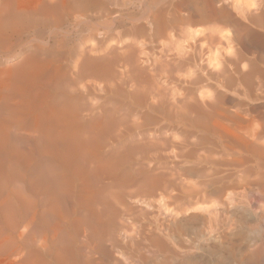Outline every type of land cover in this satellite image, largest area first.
<instances>
[{"label":"bare ground","instance_id":"1","mask_svg":"<svg viewBox=\"0 0 264 264\" xmlns=\"http://www.w3.org/2000/svg\"><path fill=\"white\" fill-rule=\"evenodd\" d=\"M102 1H104V0H102ZM211 1L213 2L214 0H210V3H211ZM237 1L238 0H234L233 2L228 3L231 5V7H232L231 9L233 10L234 13H232L230 11H226L223 13L221 12L222 13L221 14L220 13L221 10H220L218 12L219 13V15H218L215 12L219 16V18L215 14L214 16L216 18L213 16L214 19H212V20L214 21L217 18L219 19L218 22L220 24L218 23V25H221V26L217 25L219 27V31L217 30L218 29L217 26H213L215 23L213 21H211V19H210L211 16L208 15L209 16L208 17L207 16L208 13L206 14L205 11L204 12L202 11L203 5H202V7L200 6L201 11L200 10L199 11L201 13L198 12L199 13V22L206 21L207 23L212 22L214 24L211 25L210 27L204 28L202 30H195V29H198V27H196L194 29L196 24L194 22H191V23H194L193 25H195V26L191 27L194 30H191L190 27L186 30H188L187 36H188V38H190V39H188V41L190 40L192 43L191 42L188 43L186 40V42L188 44L185 43L187 45L182 46L184 43L180 45L181 42H179V39L178 40L175 39V41L177 40L176 41L177 43L179 42L178 45H180V47H181V48L176 49L175 51L166 48L168 46L165 47V44L168 45L170 43V41H172V40H169V43L168 44L166 43L167 42V41H165V39H166L165 36L167 35L166 33L170 30L176 31L177 28L178 29L181 28L180 26H184V28L182 27L183 29H185V25H186V27H188L187 24H190L189 22H190V20H192L191 16L189 15V13H188V15L186 14V16H184L185 14L184 15H180V14L175 15L174 14V16H172L170 18H166V17H163L164 12H162L161 15H157V14H160V12H159L156 14L157 16L154 17L155 13L158 11L157 10L155 13H153L154 14L153 17L149 14L151 11L149 13L147 12L153 18L152 21L150 22V20H149L150 18L148 17V14L145 16V17H148L147 19L149 20L148 26H150V23H151V25H153L154 27L152 28L151 31H147V32L145 31L144 32L146 34L145 35L146 38L149 39L148 40L149 42H155L156 40L159 41V39L161 40V39L165 38V39H163L165 44L161 45V48H159L158 50L156 48H154L157 50L155 57H151L152 54L149 53V52H151V50L150 51L148 50V52H142V51H144L143 50L144 48L142 47L143 44L146 45V44H148V42L147 43L141 42L139 45H137V43H136V44H134L135 46H133V43L131 42L128 45H126V47H125L126 51H124V53L126 52L125 53L126 56L122 55L123 56L122 60L119 57L120 52H117L115 50L111 51L109 49L111 52V55H108V52L107 53L105 52V54H107L110 58L107 56H105L103 58L102 57L99 58V56H98V59L96 57L94 59L92 57V59H91V57L88 58L86 55V57L84 59L81 58V61L79 60L80 63L77 61L79 63V67L77 66L79 69H77V70H78L80 77L84 78L85 80H86L85 77H87V79L90 76L98 77V78L100 77V79H103L104 81L105 80L107 81V79H108L107 78L108 75L106 74L107 72L109 74V72H111L115 69L114 66L118 65L119 63H123L127 67L126 68L127 70L123 71L127 74L126 80H129L128 82L133 83V84H131L133 86L130 87V88H132L131 92L129 93V95L127 94L131 100V103L127 107V108H129L128 109V111H129L128 116L126 115L127 112L123 111L126 115L125 117L123 116L121 118H118V116H117L116 119L114 118L110 122V125L112 124L111 128L109 125V128L111 129L110 130L111 133L109 135V137L111 138L110 139L111 143L109 145L110 148L106 147L108 150L107 155H104V157H106L107 159L106 158L103 159V157H101L99 154L97 155L99 149L105 150L104 144H103L104 147H102V149L100 147L101 141H102L101 139L103 138L102 136H101L102 138L100 139L101 140L100 143H99V139H98V143L97 144L95 143V145L97 147H95L94 145H92V143H90L92 146H94V147H92L90 145L94 149L93 152H90L89 151L90 147H88V145H89L88 141H90L91 139L88 140L87 135H86L87 140L84 139L85 136H83V134L77 132L79 129L76 128L77 131H75V128L73 127L74 125L78 124L77 116L82 111H85V110H88V112L92 111L93 107L90 108L89 107L90 105L89 106L87 105L88 102H85L87 106L82 102L83 99L86 100L87 96L82 95L80 92H79L80 95L75 96L72 99H69L70 97L68 96L66 99H69L68 102H70L72 105L68 103L69 108L66 107L67 106L66 105L65 106L67 108L66 109L63 106L64 103H62L63 100L61 98H57L52 102L50 97H48V99H44V96H43L44 94L43 95L39 94V95H41V97L43 96L42 98H38L39 97L38 95L36 98L34 95L36 102L34 101V103H32L31 106H32V108H34V112L33 111L32 112L35 113V115L30 116V114L29 115L27 114V110H26V109H29V108H27V106L29 104L27 105V101H24L26 99V97L22 96L23 94L26 93L27 90H33L34 87L37 88L30 78H27V80L30 79L29 81L32 82L31 84H33L34 87H31L29 84V87H31V89H26L27 88L26 87L27 85H26L25 90L22 88L24 90L22 92H25V93H23L21 96L17 95V94H6L5 91H4V93H5L4 95H2L3 93L2 94L0 93V145H3L4 143L9 144L10 148H11V146H12V149L15 148L17 150L16 152H18L17 154L19 155V156H16L17 154L14 153L15 151L14 152L12 151L13 154L12 153H10V154H12L13 156L12 155H10V156H12V157L15 156L17 158L20 157V159L18 158L19 161H17V160L15 161L14 160L15 158H13V160L8 159V161H4L5 164L4 165L2 164V168L0 170L1 172H3V170L5 172H7L5 174V176H1V177H3V179H0V239H7V240L9 239V241H11L10 239H12V242H13V240H14L13 237L17 233V231L19 232L20 228H27L26 235H24V236L26 237V239H33L32 240L33 242L35 241V239H38V241H40L41 239H52V240L59 239V242H60L61 239L67 238L68 236L61 238L62 228L60 229V226H61V222L63 219L64 205L66 204V202H69L71 200L72 196H74V195L76 196L75 192H77L81 196L82 199H86V200H83V202H81V205L85 206L84 201H86V202H88V204L86 203L88 205V206L86 205V207L89 208V202H91V205L93 207L91 209V212L88 211L90 213H92L93 209L96 208L97 210H99V213H101V214L102 213L103 214L108 213V214H112V215L114 214L116 216L118 214L116 210H117V208H119V206H122V208H123V206H124L123 202H124L125 198L131 199L130 202L133 200V201H135V203L137 202L138 204L143 205V207L147 208V211H149L150 209L154 211V208H155V210L157 208L158 211L159 210L162 211L163 215H165L166 217L169 216V219L173 215H177V216H178V214L183 215L184 212L189 210V209H193V210L196 209L199 211L198 212L199 215L196 217L194 216V217L197 218L198 221L200 220L201 223L203 222L204 226L207 224L205 227L203 225L201 226V227H204V229H202V231H201L202 236L201 235L199 236L197 234L201 238L203 237V233H206L207 235H211L212 237L215 236V237H219V238L224 239L228 233H231L233 231V229H231V227H229V226L225 227L224 226L225 223H224V225L222 224V222H224V221L219 220V221H221V222H219L220 224L217 222L219 225L216 224L215 222H212V221H214L216 219V216H220L222 214L227 215L226 217H228V215H229V218L231 219V217H234L233 212L241 211L239 213H242V212L248 213L250 215V217L252 218V220L254 219L255 222L257 221L258 224H260L261 229H262V230H260V232H261L260 235L263 234V236H264V0H248V2H246V0L245 1L241 0L242 2L241 1L237 2ZM2 2H4V3L0 4V33H3L6 30H12V29H15V30L22 29V28L26 29V27L28 30H29L28 27L39 28V27H42L43 25H45L47 23L53 24V28H56V25L54 26V22H53L54 20L58 21V19H59L61 22L62 19H64V18L68 19L69 17L72 19L73 16L82 17L83 22L80 24H83L85 26L88 24L87 21H85V20L88 18L87 12L90 10V8L92 9L95 6L96 9H99L102 13L103 12L105 13V11H107L106 8L109 6V5L107 6V4L109 2L108 3L100 2V0H99V3H97L95 0L94 3L96 2L97 4H94V5L92 4V2H90V0H86V1H84V0H82V1L81 0H54L52 2L49 0H35L34 2H31V3H34L33 4L34 6L32 8L29 7L30 9L23 10V9H19V6H18L19 2H17V1H16L18 3V4H16L18 6V7L16 6L17 8L10 6L9 5L10 2L7 3L6 0H2ZM225 2H222L223 4H225L224 7L230 6V5H227L228 0ZM208 3H209V0H208V2H205L204 4H208ZM192 6H193L192 7L193 10H195L194 9L195 5H192ZM209 6H212V5L209 4ZM24 7H27V6H24ZM206 7H204V8L206 9ZM224 7H223V9L226 10ZM20 8H22V7H20ZM177 8H179V6ZM196 8H197V5H196ZM208 8L206 9L207 12H208ZM212 8H213V6H212ZM213 9H210L212 14L214 11ZM172 10H173V7H172ZM180 10H177V11L180 12ZM218 10H219V7H218ZM184 12H188V11H184ZM195 12H196V10H195ZM195 12H194V14H196ZM102 13H100V14H102ZM172 13H174V12L172 11ZM198 13L196 14L197 16H198ZM103 14L99 15V16H101V17L107 16V15H105L106 13L104 15ZM165 15H168V14L165 13ZM96 16L97 15H95L94 17H96ZM99 16H97V17L99 18ZM169 16H171V15H169ZM195 18L196 17H194L193 19H195ZM196 20L198 21L197 18H196ZM141 21H144V20L141 19ZM70 22H72V21H70ZM139 22H140V20H139ZM59 23L58 24L56 23L57 26H59ZM92 23H93V21H92ZM146 23H147V20H146ZM216 23H217V21H216ZM114 24H116V23H114ZM120 24L121 23H119L118 25H120ZM139 24H141V23H139ZM93 25L100 26V25H98V23L97 24L94 23ZM101 25H104L106 28L104 26H102V27H104V29H107V26L109 24L107 25L106 23H101ZM209 25H210V23H209ZM46 27H50V26L47 25ZM109 27H111V26H108V28ZM141 27H142V25H141ZM199 27H200V25H199ZM225 27L233 29L232 30L233 31L232 36H229V35H231V34H229L231 29L229 31H226L228 35L222 34V31L226 29ZM87 28H88V26H87ZM114 28H112L113 31L115 30ZM130 28L132 31L131 25H130ZM146 28H147V25H146ZM148 28H150V27H148ZM182 28H181V31H182ZM109 29H111V28H109ZM143 29H145V28H143ZM121 30H122V28H121ZM136 31H134V29H133L132 32L135 33ZM242 32L254 33L256 35V38L259 41V45H257V46L258 47L260 46V48H258V50L259 49L260 50L259 51L257 49H255V50L258 52L252 54L250 52V51H252L250 49V47L246 46L248 44L244 45V43L242 42L241 37H240V36H242V34H241ZM118 33L120 34V32H118ZM168 33H170V32H168ZM113 34H114V32H113ZM115 34H116V32H115ZM130 34H131V32H130ZM136 35H137V33H136ZM177 35H178V33H177ZM253 35H250V36H253ZM93 36H95V34ZM171 36H170V38H171ZM178 36H180V35H178ZM102 37H103V35H102ZM102 37L100 40H102ZM106 37H105V40H106ZM116 37H117V35H116ZM141 37H143V36H140V38ZM89 38H90L89 41H91L92 37H89ZM110 38H112V34H111V36L107 37V40ZM132 38H131V41L136 40L134 38H133L134 39L133 40ZM143 38H145V37H143ZM170 38H168V39H170ZM174 38L175 37H173V40H174ZM249 38H251V37H249ZM246 39H248V38H246ZM105 40H103L102 44L105 43L104 42ZM117 40L118 39H116V41ZM249 40L250 39H248L246 41H249ZM254 40H256V39H254ZM94 42L95 41H93L90 44L94 45ZM101 42L102 41H100V43ZM108 42L109 41H107L106 43H108ZM111 42L113 43V41H111ZM111 42H109L110 46H112ZM118 42H120V40ZM138 42H139V40H138ZM176 42H175V44H177ZM54 43L58 44L57 41H55V40H54ZM54 43L52 45H55ZM90 44H89V47L91 48ZM123 44H125V43H123ZM159 44H161V42ZM197 44H198V48L196 47ZM98 45H96V46H98ZM107 45H105L106 46L105 48H107ZM157 45H152V46H157ZM171 45H173V49H174V44L170 43L169 46H171ZM103 46L104 45H102V48H103ZM115 46H116V44H115ZM119 46L120 45H118V47ZM102 48H101V50H99L100 48H98V49L96 48V49H97V51L99 50L100 52H102ZM108 48H110V47H108ZM147 48L149 49V47H147ZM255 48H257V47H255ZM91 49H93V48H91ZM94 49H95V47H94ZM80 50H82V49L80 48ZM85 50H83V51L87 52V50L86 51ZM103 50H104V48H103ZM104 51H107V50H104ZM212 51L218 53L217 57L219 58V59L217 58L218 59L216 61L217 63H215L217 66L214 65L217 67V68L216 67L214 68V71H215L216 75L219 76V84H220L219 87L224 89L226 92H229V93L231 92V95H232V96L231 95L229 96L228 93L227 94L221 93L220 90H219V94H217L218 92L216 93L217 95H219V96H217V97H219V99H218L219 104H217V106H219L218 107L219 113L215 112V114L217 113L219 115V119H216V120H218V122L223 124V126H224L225 122H229V124H227V126L229 127V125H231L232 128H230V129H228L227 126L222 127L220 123H218V122L217 123H218V126H221V128H224V130L228 129L231 132V129H232V134H230V132H229V134H227L226 133V132H228L227 130L223 133V132H221L222 130H220V129H216V130L212 129L211 125H210L211 128H207L209 126H206L207 124L203 123L202 111L204 110L203 107L205 105L207 106L205 99L209 100L211 98V96L210 97H208V96L210 94H212V93H208L209 89H207V91L204 90V89H206L205 87H207V83L206 84L204 83L206 85L205 87L202 84V86L204 87L203 90L205 92L202 94L203 95L208 94L205 99H204V97H202L203 95L200 92H198V93H200V96H196L195 94H197V93L194 94V92L192 91L195 89V87H194V89H192V86H195L196 84L200 83L203 80V78H202L203 75L199 76V74H200L199 71H200V69L203 68L204 64H205L204 67H206L210 63V61H211L210 56L211 55L208 56V54H211L209 52H212ZM81 52L79 51V53H81ZM84 52L82 53V55L86 54ZM100 52H98V53H100ZM91 53H92V51H91ZM151 53H153V52H151ZM154 53H153V55H154ZM101 54H103V53H101ZM101 54H100V56H101ZM138 54H140L139 57L141 55H143V58L141 57L143 60L140 58V60H141L140 63L138 62V57H137ZM213 55H215V54H212V57H213ZM78 59H80V57ZM196 64L199 67V68L195 67V68H198L197 70H199L197 72L198 76H196L194 74V72H192L193 69H191V70L189 69L192 73H189V71L187 72V74L189 73V76L187 75L188 77L182 76L183 72L187 71L188 68H192L191 66H195ZM211 65H210V67L213 68L214 66L213 65L211 66ZM218 66H219V70H218ZM12 67L13 66H11V70H14V71H11L10 72L11 74L16 71ZM14 67L17 68L16 65H14ZM19 67H21V66H19ZM19 67L17 69H19ZM203 69L205 70V68H203ZM208 69L210 70V68H208ZM114 72H116V69ZM203 72H202V74H204ZM112 73H111V75H114L116 73L118 74V72L113 73V74ZM210 73H211V71H210ZM212 73H213V70H212ZM119 74H121V73H119ZM79 75L77 74L78 77H79ZM207 75H208V73H207ZM213 75L214 74H212V75L209 74L208 76L211 77ZM110 76H109V79H110ZM120 76H119V78H121ZM103 77L107 78V79H104ZM115 77H116V75H115ZM115 77H113V80ZM117 77H118V75H117ZM214 77H216V76H214ZM90 78H92V77H90ZM22 79L25 80V78H22ZM130 79H131V81H130ZM6 80H8V78L5 79V81ZM103 80H101V81H103ZM206 80H208V78L207 79L204 78L203 81H206ZM8 81L10 83L11 79ZM29 81H27V82H29ZM110 81H111V79H110ZM209 81L211 82V79ZM17 82H19V81H17ZM25 82L26 81H24V82L22 81L21 83L25 84ZM57 82H54V83H57ZM82 82L83 81H81V83ZM119 82L121 83V81H119ZM0 83H1V81H0ZM59 83H60V87H61L62 82L60 81ZM64 83H66V82L64 81ZM78 83H79L78 81H75L74 85L77 84V86H78ZM81 83H79L80 84L79 86L82 85ZM109 83L106 85H108V87L110 88V85L112 82L110 83V85H109ZM113 83H115V82H113ZM11 84L13 85V81ZM17 85H19V84L17 83ZM84 85H86V82ZM217 85H218V83H217ZM58 86H59V84L57 85V87ZM87 86H89V84ZM121 86H122V83L119 86L116 85L115 86L116 88H114L116 90H119L118 91L119 94L121 92V88L123 87V86L122 87ZM129 86H127V87H129ZM208 86H209V84H208ZM15 87L16 86L14 84V87H12V88L15 89ZM74 87H76V86L72 87L73 90H74ZM92 87H94V85ZM127 87H125V88L127 89ZM213 87H212V89H214ZM5 88L6 87H4V90H6ZM12 88L10 89V91L14 93L15 91ZM52 88H54V86ZM86 88L88 89L89 87H86ZM207 88H209V87H207ZM54 89H56V88H54ZM64 89L65 88L63 87V91H64ZM93 89H95V87ZM215 89L217 90L218 87H215ZM215 89H214V91L213 90L212 91L215 92L216 91ZM18 90H19V88H18ZM36 90H38V89H36ZM51 90L52 89L50 88V90H48V91H51ZM58 90H59V88H58ZM81 90H82V88H81ZM102 90H104V91L106 90L105 86H104V89H102ZM203 90L201 89L200 91L203 92ZM224 90H223V92H225ZM87 91H86V93H87ZM92 92L93 91L91 89V93ZM27 93H28V91H27ZM29 93L31 94L32 91L31 92L29 91ZM83 93L85 94V92H83ZM116 93H117V91H116ZM48 95L49 94L45 95V97ZM116 95H118V94H116ZM90 96L88 98H90ZM120 96H122V94ZM214 96H215V94L213 95L212 98H215ZM28 97H30V95ZM34 97H32V98H34ZM55 97L56 96L54 95V98ZM207 97L209 99H207ZM91 98H93V97H91ZM27 99H29V98H27ZM47 100L49 102H51L48 106H46L48 104V103H46ZM95 100H96V98H95ZM107 100L109 101V99H107ZM210 101H214V100L210 99ZM246 101H248L250 103L254 102L255 104H258V105H256V107H255V105L252 106V104H251V106H250V105H247L245 103ZM92 102H94V101H92ZM207 102H209V101H207ZM105 103H107V102L104 101V104ZM119 103H118V105H119ZM213 103H216V101ZM89 104H91V102H89ZM92 104H95V103H92ZM109 104H110V102H109ZM120 104L122 105L123 103H120ZM210 105H211V103H209L208 107H211ZM122 106H124V105H122ZM110 107L112 108L113 105L111 104ZM215 107L216 106L214 105V109H215ZM200 108L202 111L199 110ZM205 108H207V107H205ZM103 109H104V107H103ZM207 109H209V110H207ZM207 109H206L207 112L205 111L206 113L203 111V113L206 115L209 114L208 111H210V108H207ZM211 109H213V106L211 107ZM107 110H105V113ZM109 110L112 114H114V112H113L114 107H113V111H111L112 109H109ZM115 110H116V108H115ZM124 110H126V109H124ZM215 110H217V109H215ZM30 111H31V108H30ZM211 111H213V110H211ZM214 111H213V116L215 115ZM92 112H94V111H92ZM118 112L119 111L117 110V113ZM123 112H122V114H123ZM98 113H99V111H98ZM102 113H104V111ZM91 114L94 115L95 113H90V115ZM210 114H212V113H210ZM98 116H99V114H98ZM109 116H108V118H109ZM208 117L210 118L212 116L208 115ZM78 118H80V117H78ZM91 118H93V117H91ZM102 118L100 117V119H102ZM110 118H111V116H110ZM213 118H215V117H213ZM93 119H91V122ZM95 119H96V116H95ZM106 119H105V121H106L105 124H107V121H108ZM220 119H221V121H219ZM211 120H213V119L211 118ZM222 120H224V123H222L223 122ZM97 121L100 122L99 118H98V120H96V122ZM204 121L206 122L207 119ZM209 121H210V119H209ZM214 122H216V121H214ZM102 124H104V123H102ZM212 124H214V123H212ZM84 125L82 126V128L88 126V125H86V126H84ZM91 125H93V124H91ZM80 126L81 125L79 123L78 128ZM89 126H90V124H89ZM96 126H98V125L96 124ZM106 127H107V125H106ZM82 128H80V129H82ZM216 128H217V126H216ZM94 129H95V127H94ZM99 129H100V131H102L101 128H99ZM83 130H84V128H83ZM217 130H219V131H217ZM91 131H89V133ZM105 131H107V130L104 129L102 133H106ZM110 131H108V132H110ZM92 132H94V131H92ZM98 133H100V132H97V134ZM86 134H88V133H86ZM90 136H91V134H90ZM92 136H96V135L94 134ZM92 136L89 138H92ZM105 136H107V135H105ZM98 138H100L99 135H98ZM105 138H106V140L105 139L104 140L106 141L105 142V145H106L107 137H105ZM95 139H97V138L92 139V140H94L93 143L95 142ZM108 141H109V139H108ZM18 145H24V146L26 145L27 147H24V148L29 149V152H28L29 154L28 153H27L28 155L24 154L23 153L24 149L20 150L18 148L19 147ZM0 147H1L0 149L2 151H4L2 146H0ZM88 148H89V150H88ZM92 148H91V151H92ZM8 149L6 148L5 150H7V152H8L9 151ZM120 151H123V152L125 151L126 153L128 151V153L130 152V154H132V155H137L136 156L137 158L134 160H131L128 158L129 160H131L133 162L130 163V165L128 164V167H126L127 169H125L126 172L124 171V173H121V174L119 173L121 176H117L116 175L117 170H115L116 169L115 167L118 165L115 164L116 166L114 167V163H115L114 160L116 159L115 161L117 162V157L119 156L118 154L120 153ZM3 153H5V156H6V151ZM0 154H1V152H0ZM14 154H16V155H14ZM3 155H2V159L4 157ZM7 155H8V153H7ZM120 156H121V154H120ZM128 156H130V155H128ZM12 157H10V159H12ZM21 157H22V159H21ZM6 158H8V157H5L4 160ZM29 158H31L32 161H28ZM123 158L125 159V157H123ZM133 158H134V156H133ZM121 159L119 158V162H122V161H120ZM168 159H172V162L168 163L167 162ZM126 160L127 159H125L124 161H126ZM26 161H28V162H26ZM102 161H106V162L103 163ZM69 162H72V164H74V162H75L76 165H74V166H78L79 168L78 167L74 168V166H72L73 168L71 167V170H70L71 172L70 171H69L70 173L67 172L69 174L68 175L67 173H65V171H68L70 169V167H69L70 165L68 166L69 168L68 167H67V169H64V168H66L65 165L67 166V164ZM127 162H125V163H127ZM148 163H149V165H150V163L152 164V168L150 167V169L159 170L158 175H156L155 172H154L155 174H153V172L148 173V172H151V170H148L149 167H148V169L146 168L148 170V172L146 170H143L145 166H143L142 164H144V165L146 164V167H147ZM22 166L24 167L25 170H27L26 173L27 172L29 173V174H27L29 177L26 178L27 185L25 184L24 186L20 187L18 185V182L20 181V179L22 177H24L23 174L22 175L20 174V171H21L20 167H22ZM24 169H22V170H24ZM180 171L181 172L184 171V173L187 172V174H190V176L192 175L193 180L191 178H190L191 180H186L184 178H180L179 177ZM146 173H148V174H146ZM140 174H142V175H140ZM181 174H183V173H181ZM0 175H3V174H0ZM186 177H187V175H186ZM86 178L87 179L90 178L88 180V181H90V187L89 186L87 187L86 183L83 184V185H86L87 188L82 185V183H84ZM88 181H85V182H88ZM105 181H107V182H105ZM22 182H23V180H22ZM89 188H90V190H88ZM76 189H77V191H76ZM83 190H85V191H83ZM82 192L85 193L86 195L85 194L82 195ZM79 199H80V197H79ZM77 200H78V198H77ZM71 203H74V202L71 201ZM132 203L134 204V202H132ZM70 204H68V205H70ZM79 204H80V202H79ZM77 206H76V208H79V206L78 207ZM116 206H117V208H116ZM73 207H74V205H73ZM70 208H72V207H70ZM70 208H69V210H70ZM127 208H128V206H127ZM96 209L94 210V212L96 211ZM138 210H141V209L139 208ZM157 210H156V212H157ZM78 211H79V209H78ZM124 211L127 212L126 210H124ZM124 211H122V212H124ZM190 211H187V212L190 213ZM129 212H130V210H129ZM141 212H142V210H141ZM187 212H186V214H187ZM153 213H154L153 215H151V213H150L151 217L154 216L155 214H157V213H155V211ZM64 214H65V212H64ZM71 214H74V213H71ZM101 214H100V216H101ZM103 214L100 217V219L104 220V223H105V219H103V217H104ZM242 214H244V213H242ZM97 215H99V214H97ZM134 215H136V214H134ZM191 215H193V214H191ZM225 215H223V217H225ZM230 215H233V216L230 217ZM81 216L82 217H80V218L82 219L83 215H81ZM93 216L95 219L96 215L93 214ZM113 216H112V218H113ZM72 217H74V216H72ZM87 217H89V216H87ZM97 217H99V216H97ZM238 217H239V219L244 218L241 216H238ZM246 217H248V216H246ZM134 218H136V217H134ZM137 218H139V217H137ZM173 218H172L173 222L171 221L172 223H174ZM181 218H184V216L183 217L181 216ZM229 218H227V219H229ZM75 219L77 220V223L79 224V222H78L79 218L76 217ZM117 219H119V218H117ZM186 219H184V220H186ZM218 219H220V217ZM218 219H217V221H218ZM223 219L226 220V218H223ZM234 219H235V217L233 218V222H234ZM236 219L238 221L237 216H236ZM76 220L72 219V222L74 221L75 225H76V222H75ZM107 220H108V218L106 219V221ZM155 220L157 221V223H159L161 221L160 218H159V220H157V219H155ZM188 220H187V222H188ZM196 220H195V223H196ZM241 220H243V219H241ZM241 220H239V221H241ZM110 221H112V219ZM115 221L119 222V220H114V223H115ZM140 221L138 223H136L137 225H135L133 231H131L132 234L128 235V236L126 235L127 236L126 241H128L126 245L129 244V240H127L128 238H130V242L132 241V239H136V240L137 239H143V240L146 239V241H147V239H150V240L152 239L156 243L157 241L163 239L162 236L156 235V232L154 233V231L156 229H158V231H159V232H157L158 234L161 233V235H165V236L167 233L170 232L169 226L171 224L168 226L167 225L168 223H166L165 225H167L169 227V229H168L169 232L166 231L167 229H165V231H166V234H165L163 226L165 228H167V226L163 225L164 221L163 222L161 221L163 224L162 223L156 224V226H154L153 223L152 224L149 223L148 225H146L145 223H140ZM200 221H199V224H200ZM91 222H93V221H91ZM176 222H178V220ZM184 222L187 223L186 221H184ZM191 222H192V220H191ZM228 222H231V221H228ZM252 222H254V221H252ZM154 223H156V222H154ZM181 223L179 224L180 226H181ZM66 224L67 223H65V225ZM69 224H70V222H69ZM106 224H104V225H106ZM184 224H182V225H184ZM188 224H189V222H188ZM190 224L192 225V223H190ZM77 225H76V227H77ZM196 225L198 226V223ZM196 225H194V226L196 227ZM200 225H199V227H200ZM72 226L74 227V230H75L76 227L74 225H72ZM78 226H80V225H78ZM119 226H121V225H119ZM123 226H125V225H123ZM194 226H192L194 231L199 229V227L197 229H195ZM172 227H173V225H172ZM188 227L190 228L191 226H188ZM79 228H81V227H79ZM104 228H106V227L104 226ZM189 228H188V230H189ZM116 229H119V228L117 227V228H115V230ZM177 229H176L177 231L181 230L179 228H177ZM70 230H72V229L70 228ZM77 230H76L77 232H80L78 227H77ZM76 231H73L74 234ZM102 231H103V229H102ZM102 231L99 230V232H102ZM105 231L106 230H104L103 233ZM124 231L125 230H123V232ZM64 232H63V234H66ZM20 233H23V232H20ZM118 233H120V232L118 231ZM68 234H69V232H68ZM74 234H72V235H74ZM78 234H81V233H78ZM122 234H124V233H122ZM199 234H200V231H199ZM116 235L118 236V234H116ZM169 235H172V234H169ZM207 235H205V236H207ZM76 236H79V235H76ZM107 236L109 237V234ZM198 236H196V237H198ZM16 237H18V236L15 235V239H16ZM84 237H85V235H84ZM122 237H123V235H122ZM178 237H180V236H178ZM117 238L119 239V237H117ZM195 238L192 237V239H195ZM207 238H209V237H207ZM80 239H82V238H79V240ZM215 239H217V238H215ZM143 240H142V242H143ZM213 240H214V238H213ZM243 240H245V238ZM243 240L239 243H241V244H242V242L244 243ZM9 241H6V243L8 242V244H10ZM28 241H26L25 243H27ZM41 241H43V240H41ZM72 241L73 240H71V242ZM146 241H144V243H146ZM153 241H150V242H152V244H153ZM3 242H4L3 240H0V250H2V248L5 249V243H3ZM47 242H48V240H47ZM59 242H58V244H59ZM67 242H69V241H67ZM84 242L85 241L82 242V240H81V243L84 244ZM160 242L162 243V246L166 244L165 241H163V240ZM181 242H183V241H181ZM213 242H217V241H213ZM25 243H23V244H25ZM56 243H55V245H56ZM60 243H62V242H60ZM79 243L80 242H78V244ZM81 243H80V247H81ZM104 243H105V241H104ZM106 243H105V245H106ZM155 243L153 244L154 246H155ZM159 243L158 242L156 243V244H158L157 246L160 247L159 249L162 250L163 248H165V247H161V243L160 244ZM163 243H165V244H163ZM178 243L182 244V243H180V241L177 242V244ZM251 243L252 242H250L248 245L245 242V244L248 246H250ZM15 244L16 243L14 242V245ZM18 244H19V242H18ZM29 244H33V243H30V241H29ZM67 244L69 245L71 243H67ZM83 244L81 247L82 249L84 248V246H86L88 244V242L86 245L85 244L83 245ZM91 244H92V242H91ZM133 244H135V243H133ZM136 244L138 245V243H136ZM173 244L176 245L174 242H173ZM183 244H185V242H183ZM195 244H196V242H195ZM213 244H215V243H213ZM217 244H219V242H217ZM27 245H28V243H27ZM34 245H36V244H34ZM22 246L19 245V247H22ZM37 246H39V245H37ZM75 246H77V245L75 244ZM139 246H140V243H139ZM176 246H174V247L176 248ZM193 246H196V245H194V240H193ZM13 247H15V246H13ZM56 247H57V245H56ZM58 247H60V246H58ZM149 247L151 248V246H149ZM183 247H185V246H183ZM187 247H189V245ZM7 248H12V247L10 245V247H7ZM23 248H25V246H23ZM31 248H33V247H31ZM71 248H72V246H71ZM71 248H69V249H71ZM77 248L79 249V246ZM91 248L92 247L90 246V249ZM131 248H133V245ZM141 248H142V245H141ZM218 248H220V247H218ZM6 249L4 251H9ZM16 249H19V248H16ZM84 249H83V251H85ZM107 249H109V247H107ZM136 249H137V246H136ZM144 249H146V248L144 247ZM190 249H192V248H190ZM21 250L25 251V249H21ZM26 250H31V249L29 247ZM58 250H61V248H58ZM134 250H135V248H134ZM142 250H143V248H142ZM165 250L167 251V249H165ZM74 251H76V249ZM83 251L81 250V253ZM153 251H152V253L154 254ZM156 251H158V250H156ZM168 251H170V250H168ZM176 251H177V249H176ZM0 252H2V254H4L3 251H0ZM25 252H22V253H25ZM29 252H32V251H29ZM59 252H61V251H59ZM62 252H63V249H62ZM65 252H63V253H65ZM69 252H71V251H69ZM135 252L137 255V251H135ZM135 252H134V254H135ZM143 252H144V250H143ZM187 252H185V254H187ZM17 253H19V252L17 251ZM17 253H14V254L16 255ZM20 253H21V251H20ZM67 253H68V251H67ZM84 253H87V250H86V252H83L82 255ZM118 253H121V251ZM156 253L154 255L152 254L153 256L150 255V257H146V255L144 257V255H143L144 253H143L142 254L143 257L137 258V260L135 258L134 259L130 258L128 264L131 262H133V263L139 262V264L140 263L141 264H189V263H191L190 261H188L189 263L187 262L188 259L185 256H183V254L178 255L180 253V250H179L178 254H175L176 253L175 252L173 255H168V256H161V255L158 256ZM181 253H182V251H181ZM242 253H244V254L240 255L241 257L239 260L236 259V257H237L236 255L238 253L235 255L236 257H234V258L229 259L230 255L228 256V258H226V257L225 258L227 259V261H232V260L236 261L234 264H236V263H238V264L243 263L244 264V261H249L252 264H260V262H261L260 260L264 258V242L261 241L260 244L257 245L256 247H254L253 249H248L246 251V253L245 252H242ZM8 254H9V256H11L10 253H8ZM25 254H27V253H25ZM96 254H95V256H98ZM121 254H123V252ZM148 254H150V253H148ZM226 254H224V255H226ZM32 255H29V256H32ZM64 255L65 254H63V256ZM75 255L76 254H74V256ZM112 255H116V254H112ZM196 255L198 257V254H196ZM24 256H22V258ZM48 256H49V254H48ZM60 256H59V258H60ZM69 256H67L68 259L70 258ZM74 256L72 255V257H74ZM124 256L126 257V255H124ZM26 257H27V255H26ZM34 257H35L34 259H36L37 256L35 255ZM40 257H42V256H40ZM44 257H45V255H44ZM53 257L54 256H52V259H53ZM101 257H99L98 259L100 260ZM122 257L120 255L119 260H120V262L123 263L124 261H121ZM128 257L124 258L123 260H126V259L128 260ZM203 257L201 255V258H203ZM11 258L13 260L14 257H11ZM17 258H18V256H17ZM74 258H72L71 260H73ZM218 258H219V256H218ZM220 258H221V256H220ZM5 259L7 260L8 258H5ZM29 259L27 261H29ZM55 259H58V258H55ZM61 259H62V257H61ZM61 259L59 261L60 263H61ZM65 259L67 260V258H65ZM205 259H207L206 256H205ZM3 260H4V257H3ZM43 260L46 261L45 258H43ZM81 260H79V261H81ZM85 260H86V258H85ZM104 260H105V258H104ZM197 260H198V258H197ZM208 260L210 261V259H208ZM216 260H217V258L215 259V262H216ZM56 261H54L55 264L58 263V262L56 263ZM73 261H71V262L69 261V263L73 264L72 263ZM75 261H74V263H75ZM94 261H96V259H94ZM94 261H92V263H95ZM112 261H114V260H112ZM209 261H207V262H209ZM222 261H221V263H222ZM17 262H18V260H17ZM33 262H34V260H33ZM82 262H84V261H82ZM100 262H101V260H100ZM125 262H127V261H125ZM125 262H124V264H125ZM197 262H199V261H197ZM203 262L206 263L205 260H203ZM62 263H63V261H62ZM88 263H90V260ZM114 263H115V261H114ZM211 263L209 262V264H211ZM221 263H215V264H221ZM228 263H226V264H228ZM246 263H248V262H246ZM261 263H263V262H261ZM35 264H39L38 261ZM104 264H105V262H104ZM112 264H113V262H112ZM196 264H198V263H196Z\"/></svg>","mask_w":264,"mask_h":264},{"label":"rangeland","instance_id":"2","mask_svg":"<svg viewBox=\"0 0 264 264\" xmlns=\"http://www.w3.org/2000/svg\"><path fill=\"white\" fill-rule=\"evenodd\" d=\"M19 2V4L17 3V2ZM35 0H6V2L7 3H9V5L10 6H13L14 8H17L18 6H19V9H23V10H28V9H30V8H32L34 5V3H31V2H34ZM49 1H54V0H49ZM82 1V0H81ZM84 1H86V0H84ZM94 1L95 0H90V2H92V4L94 5V4H97V3H99V0H96V2L94 3ZM107 1V2H106ZM195 1V2H194ZM197 1V2H196ZM221 3H220V2ZM225 1H227V0H225ZM224 0H214L213 2L211 1V3H210V0H209V3L208 4H204L205 2H208V0L206 1V0H104V1H102V0H100V2H105V3H108L107 4V11H105V15H107V16H103V17H101V16H99V15H102L103 13L99 10V9H96V7L94 6L92 9L90 8V10L87 12V19L85 20V21H87V25H83V24H80V23H82L83 22V18L82 17H75V16H73V18L71 19L70 17L68 18V19H62V21L60 22V20L58 19V21L60 22H58L57 20H54L53 22H54V26L56 25V28H53V24H51V23H47V24H45V25H43L42 27H39V28H34V27H28L29 28V30L27 29V27H26V29L25 28H22V29H17V30H15V29H12V30H6V31H4L3 33H0V81H1V83H0V93L2 94V95H4L5 93L6 94H17V95H22L23 93H25V92H22V91H24L25 90V86L27 87L26 89H31V87H34V85L33 84H31L32 82L31 81H29L30 79L33 81V83L35 84V86L37 87V88H35L34 87V89L33 90H27L28 91V93H27V91H26V93L25 94H23L22 96L23 97H26V99L27 98H29V99H25L24 101H27V108H29V109H26L27 110V114L29 115L30 114V116H34L35 115V113H33L34 112V108H32V103H34V101L36 102V99H35V97L37 98V95L39 96L38 98H42L43 96H44V99H48V97H50V99H51V101L53 102L55 99H57V98H61L63 101H62V103H64V108H66V107H68L69 106V104H71L70 102H68L69 101V99H72V98H74L75 96H78V95H80V93L82 94V95H84V96H87L86 97V100H82V102L86 105V103L85 102H88L87 103V105L91 108V107H93L92 108V111H94V112H92V111H89L88 112V110H85V111H82L78 116H77V122H78V124L77 125H74L73 127L75 128V131H77V129H79L77 132H79V133H81V134H83V136H85L84 137V139H86L87 140V136H88V140L89 139H91L90 141H88V147H90V150H89V148H88V150L90 151V152H93V148L92 147H97L96 145H95V143L97 144L98 143V139H99V143H100V141H101V145H100V147H101V149H102V147H104L105 148V150L104 149H102V150H98V153H97V155L99 154L101 157H103V159H105L106 157H104V155H107V152H108V150H107V148L106 147H108V148H110L109 147V145H110V143H111V138L109 137V135H110V133H111V125H110V122H111V120H113L114 118L116 119L117 118V116H118V118H121V117H125L126 115L128 116V114H129V111H128V109L129 108H127L128 107V105L131 103V100H130V98H129V93L131 92V89L132 88H130L131 86H133V85H131V84H133V83H130V82H128L129 80H126L127 79V74L125 73V72H123V71H126L127 69V67L123 64V63H119L118 65H116V66H114V68L116 69V72H118V74L116 73V72H114L115 71V69L113 70V71H111V72H109V74H108V72L106 73L107 75V78H104L105 76V74L103 75L104 77V79H107V81L105 80H103V79H100V77L98 78V77H93V76H90V77H92V78H90V77H88V79H87V77H85L86 78V80L84 79V78H82V77H80V75H79V73H78V70L77 69H79L78 67H79V60L81 61V58L82 59H84L85 57H86V55H87V57L89 58V57H91V59H92V57H93V59L96 57L97 59H98V56H99V58H103V57H105V56H107V57H109L108 55H111V52H110V50L111 51H113V50H115V51H117V52H120V54H119V57L121 58V60H122V58H123V56H126V52L124 53V51H126V45H128L129 43H133V46H135L134 44H136L137 43V45H139L141 42H143V43H147L148 42V44H146V45H144L143 44V50L144 51H142V52H148V50L150 51L151 50V52H155L154 53V55H153V53H151V52H149L150 54H152L151 55V57H155V55H156V53H157V50L159 49V48H161V45H164L165 44V42H164V40L163 39H165V38H163V39H159V41L161 42V44H159L160 42L158 41V40H156L155 42H149L148 40L149 39H147L146 38V34L144 33L145 31L147 32V31H151L152 30V28L154 27L153 25H151V23H150V26H148L149 24H148V22H149V20H150V22L152 21V17L154 16V14L153 13H155L157 10V12L155 13V16L154 17H156L157 15H161V13L162 12H164V16L163 17H166V18H170V17H172V16H174V14L175 15H184V16H186V14L188 15V13H189V15L191 16V19L192 20H190V24H187L188 25V27H186V25H185V29H183L184 28V26H180L181 28H182V31H181V28H177V30L175 31V30H170V31H168V32H170V33H166L167 35L165 36L166 37V39H165V41H167L166 43L168 44L169 43V40H172V41H170V43L171 44H174V49H173V45H171V46H169V44L168 45H166L165 44V47L166 46H168V47H166V48H168V49H170V50H173V51H175L176 49H178V48H181L180 47V45L181 44H183L182 46H184V45H187L188 43H190L191 41L189 40L188 41V39H190V38H188V36H187V31L188 30H186V29H188L189 27H190V29L191 30H194L196 27H198V29H195V30H202V29H204V28H208V27H210L211 25H213L214 23V25L213 26H217L218 25V21H219V11H220V13L222 12H226V11H230V12H232V13H234L233 12V10L231 9L232 7H231V5L230 4H228V3H230V2H233L232 0L230 1V0H228V2H227V5H230V6H225L224 7V5L225 4H223L222 2H225ZM238 1H241V0H238ZM237 1V2H238ZM242 1H245V0H242ZM241 1V2H242ZM142 2V3H141ZM152 2V3H151ZM155 2V3H154ZM194 2V3H193ZM217 2V3H216ZM246 2H248V0H246ZM1 3H4V2H2V0H0V4ZM54 3V2H53ZM196 3V4H195ZM213 3V4H212ZM226 3V2H225ZM16 4H18V6L16 5ZM209 4H211L212 6H213V8H212V6H209ZM220 4V5H219ZM23 5V6H22ZM32 5V6H31ZM192 5H195V7H194V9L196 10V12H195V10H193V6ZM196 5H197V8H196ZM202 5H203V9H202V11L204 12H206V14H207V16L209 15V16H211L210 17V19H211V21H213L212 19H214V15L216 14L217 15V19L216 20H214L213 22L214 23H212V22H209L210 23V25H209V23H207L206 21H201V22H199V13H201L200 11H201V8H200V6L202 7ZM208 5V6H207ZM216 7H215V6ZM219 5V6H218ZM17 6V7H16ZM24 6H27V7H24ZM176 6V7H175ZM179 6V8L181 9H179V8H177ZM182 6V7H181ZM207 6V7H206ZM20 7H22V8H20ZM30 7V8H29ZM172 7H173V10H172ZM175 7V8H174ZM204 7H206V9L208 8V12H207V10L204 8ZM211 7V8H210ZM218 7H219V10H218ZM223 7L226 9V10H224L223 9ZM230 7V8H229ZM110 8V9H109ZM191 8V9H190ZM229 8V9H228ZM162 9V10H161ZM180 10V12L179 11H177V10ZM185 9V10H184ZM187 9V10H186ZM210 9H213L214 11H213V14L211 13V10ZM231 9V10H230ZM95 10V11H94ZM147 10V11H146ZM198 10V11H197ZM200 10V11H199ZM216 10V11H215ZM224 10V11H223ZM152 13H151V12ZM170 13H169V12ZM172 11L174 12V13H172ZM184 11H188V12H184ZM210 11V12H209ZM99 12V13H98ZM152 16H150L148 13ZM160 12V14H157V13H159ZM168 12V13H167ZM193 12V13H192ZM194 12L197 14L198 12V16L196 15V14H194ZM216 12V13H215ZM89 13V14H88ZM100 13H102V14H100ZM165 13L166 14H168V15H165ZM210 13V14H209ZM221 13V14H222ZM103 14V15H104ZM145 14V15H144ZM148 14V17L150 18L149 20L147 19L148 17H145L146 15ZM157 14V15H156ZM212 14V15H211ZM90 17H89V16ZM95 15H97V16H99V18L96 16V17H94ZM142 15V16H141ZM144 15V16H143ZM163 15V14H162ZM169 15H171V16H169ZM193 15V16H192ZM168 16V17H167ZM208 16V17H209ZM214 16V17H213ZM144 19H143V18ZM194 17H196L197 19H198V21L196 20V18L195 19H193ZM92 18V19H91ZM96 18V19H95ZM142 20H144V21H141V19ZM216 18V17H215ZM102 19V20H101ZM147 20V23H146V20ZM139 20H140V22H139ZM195 20V21H194ZM57 21V22H56ZM70 21H72V22H70ZM92 21H93V23H92ZM105 21V22H104ZM137 21V22H136ZM216 21H217V23H216ZM111 22V23H110ZM191 22H194L195 24H196V26L195 25H193L194 23H191ZM199 22V23H198ZM204 22V23H203ZM59 23V26H57V24ZM92 23V24H91ZM97 24L98 23V25H100V26H95V25H93V24ZM101 23H106L108 26H111V27H109V28H111V29H109L108 28V26H107V29H104V25H101ZM114 23H116V24H114ZM119 23H121L120 25H118ZM133 23V24H132ZM138 23V24H137ZM139 23H141V24H139ZM145 23V24H144ZM200 25V27H199V25ZM203 23V24H202ZM112 24V25H111ZM202 24V25H201ZM206 24V25H205ZM220 24V23H219ZM50 26V27H46V26ZM130 25H131V27H132V31H133V29H134V31H136L135 33L134 32H132L131 31V28H130ZM141 25H142V27H141ZM146 25H147V28L148 27H150V28H146ZM204 25V26H203ZM208 25V26H207ZM84 26V27H83ZM87 26H88V28H87ZM102 26H104V27H102ZM134 26V27H133ZM139 26V27H138ZM192 26H195L194 27V29H192L191 27ZM218 26H221V25H218ZM217 26V27H218ZM45 27V28H44ZM100 27V28H99ZM115 27V28H114ZM124 27V28H123ZM137 27V28H136ZM48 28V29H47ZM90 28V29H89ZM102 28V29H101ZM106 28V27H105ZM112 28H114L115 30L113 31V29ZM120 28V29H119ZM121 28H122V30H121ZM143 28H145V29H143ZM226 29L225 30H223L222 31V34H224V35H226L227 34V32L226 31H229L231 28H227V27H225ZM24 29V30H23ZM42 29V30H41ZM54 29V30H53ZM117 29V30H116ZM136 29V30H135ZM189 29V30H190ZM228 29V30H227ZM28 30V31H27ZM38 30V31H37ZM124 30V31H123ZM179 30V31H178ZM218 31H219V27H218V29H217ZM233 29H231V31H232ZM89 31V32H88ZM105 31V32H104ZM111 31V32H110ZM178 31V32H177ZM185 31V32H184ZM230 31V32H231ZM109 34H108V33ZM113 32H114V34H113ZM115 32H116V34H115ZM118 32H120V34L118 33ZM126 32V33H125ZM130 32H131V34H130ZM178 33V35H180V36H178L177 35V33ZM181 32V33H180ZM224 32V33H223ZM226 32V33H225ZM229 32V34H231V35H229V36H232L233 35V31L230 33ZM15 33V34H14ZM107 33V34H106ZM133 33V34H132ZM136 33H137V35H136ZM35 34V35H34ZM95 34V36H93ZM106 34V35H105ZM111 34H112V38H110V39H108L107 40V37L108 36H111ZM125 34V35H124ZM170 34V35H169ZM182 34V35H181ZM242 34V36H240L241 37V40H242V42L244 43V45H246V44H248V45H246V46H249L250 47V49L252 50V51H250L252 54L253 53H256V52H258L259 50H258V48H260V46L258 47L257 45H259V41H258V39L256 38V35L254 34V33H245V32H242L241 33ZM240 34V35H241ZM254 34V35H253ZM88 35V36H87ZM91 35V36H90ZM102 35H103V37H102ZM105 35V36H104ZM116 35H117V37H116ZM123 35V36H122ZM172 35V36H171ZM176 35V36H175ZM228 35V34H227ZM250 35H253V36H250ZM107 36V37H106ZM119 36V37H118ZM131 36V37H130ZM140 36H143V37H145V38H143V37H141L140 38ZM169 36V37H168ZM170 36H171V38H170ZM89 37H92V42L93 41H95L94 42V45H92V44H90V43H92L91 41H89L90 40V38ZM95 37V38H94ZM101 37H102V40H100L101 39ZM105 37H106V40H105ZM134 39H136V40H134ZM170 38V39H168V38ZM173 37H175L174 38V40H173ZM249 37H251V38H249ZM19 38V39H18ZM97 38V39H96ZM99 38V39H98ZM131 38L134 40V41H131ZM139 38V39H138ZM244 38V39H243ZM246 38H248V39H250L249 41H246V40H248V39H246ZM256 39V40H254V39ZM112 39V40H111ZM114 39V40H113ZM116 39H118L117 41H116ZM142 39V40H141ZM144 39V40H143ZM175 39H179V42H181L180 43V45H178V43L175 41ZM183 41H182V40ZM16 40V41H15ZM18 40V41H17ZM54 40L55 41H57V43L58 44H56V43H54ZM97 40V41H96ZM103 40H105L104 42L106 43L107 41H109V42H111V41H113V43L111 42V45L112 46H110V43L108 42V43H104V44H102L103 43ZM120 40V42H118ZM138 40H139V42H138ZM146 40V41H145ZM186 40H187V42H186ZM100 41H102L101 43H100ZM116 41V42H115ZM128 41V42H127ZM136 41V42H135ZM145 41V42H144ZM177 43V44H175V42ZM253 43H252V42ZM21 42V43H20ZM55 44V45H52L53 43ZM118 42V43H117ZM127 42V43H126ZM135 42V43H134ZM251 42V43H250ZM257 42V43H256ZM122 45H121V44ZM123 43H125V44H123ZM151 43V44H150ZM155 43V44H154ZM158 45H157V44ZM163 43V44H162ZM185 43H187V44H185ZM192 43V42H191ZM89 44L91 45V48H93V49H91L90 47H89ZM99 44V45H98ZM108 44V45H107ZM115 44H116V46H115ZM254 44V45H253ZM96 45H98V46H96ZM102 45H104L103 46V48H104V50H107V51H104L103 50V48H102ZM105 45H107V48H105L106 46ZM118 45H120L119 47H118ZM152 45H157V46H152ZM176 45V46H175ZM178 45V46H177ZM53 46V47H52ZM122 46V47H121ZM145 46V47H144ZM5 47V48H4ZM94 47H95V49H94ZM108 47H110V48H108ZM112 47V48H111ZM117 49H115V48ZM118 47V48H117ZM138 47V46H137ZM147 47H149V49L147 48ZM177 47V48H176ZM196 47L198 48V44L196 45ZM219 47V46H218ZM255 47H257V48H255ZM7 48V49H6ZM80 48L82 49V50H80ZM98 48H100L99 50H101V48H102V52H100L99 50L97 51V49ZM114 48V49H113ZM125 48V49H124ZM147 48V49H146ZM151 48V49H150ZM153 48V49H152ZM154 48H156V49H154ZM87 50V52H84L83 50ZM110 49V50H109ZM121 49V50H120ZM142 49V48H141ZM255 49H257L258 51H256ZM85 50V51H86ZM97 52H96V51ZM120 50V51H119ZM123 50V51H122ZM254 50V51H253ZM79 51L81 52V53H79ZM91 51H92V53H91ZM94 51V52H93ZM86 53L85 55H82V53ZM98 52H100V53H98ZM105 52L107 53L108 52V55L107 54H105ZM214 51H212V52H209V53H211V54H208V56L209 55H211L210 56V58H211V61H210V63L208 64V66H206V67H204L205 66V64H204V66H203V68H205V70L202 68V69H200V71L199 70H197L199 67H198V65L196 66H191L192 68H188V70L187 71H185V72H183L182 74V76H184V77H188L189 76V73H192V72H194V74L196 75V76H198V74H197V72L199 71V76H202V78H203V80H204V78L205 79H207L208 78V80H206V81H203L202 79V83L200 82V83H198V84H196L195 86H192V89H194V87H195V89L194 90H192L193 92H194V94L195 93H197V94H195L196 96H200V93L202 94V93H205L204 92V90L205 91H207V89H209L208 90V93H212V94H210L208 97H210L211 96V100H214V101H210V99L207 97V99H209V100H206L205 98H206V96L208 95V94H202L201 96L202 97H204V99H205V101H206V103H207V106L205 105L203 108H204V112L206 111L207 112V110H209V109H207V108H210V111H208V113L209 114H204L203 113V111L201 110V108L199 109V110H201L202 111V114H203V123H205V124H207L206 126H209V127H207V128H211V126H212V129H220V130H222L221 132H225L226 130L228 131V132H226L227 134H229V132H230V130H228V129H230V128H232V126L231 125H229V127L227 126V124H229V122H225L224 123V120H222L223 122L222 123H224V126H223V124H221L220 122H218V120H216V119H219V115L217 114V113H219V106H217V104H219V97H217V96H219V95H217V94H219V90L221 91V93H225V94H227L228 93V95L230 96L231 95V92L229 93V92H226L224 89H222L221 87H219L220 86V84H219V76L218 75H216V73H215V71H214V68L217 66L215 63H217L216 61L219 59L217 56H218V53H216V52H214ZM101 53H103V54H101ZM110 53V54H109ZM79 54V55H78ZM100 54H101V56H100ZM212 54H215V55H213V57H212ZM81 55V56H80ZM103 55V56H102ZM123 55V56H122ZM139 55L140 54H138V62L140 63L141 62V60H140V58L142 57L143 58V55H141L140 57H139ZM80 57V59H78ZM106 57V58H107ZM105 58V59H106ZM110 58V57H109ZM141 58V59H142ZM218 58V59H217ZM42 60V61H41ZM143 60V59H142ZM79 63H78V62ZM213 61V62H212ZM138 63V64H139ZM19 66H21V67H19ZM77 64V65H76ZM207 64V63H206ZM216 65V66H214L213 68L212 67H210V65ZM14 65H16V67L18 66L19 67V69H17V68H15L14 67ZM211 65V66H212ZM11 66H13L12 68L13 69H15L16 71L15 72H13L12 74L10 73L11 71H14V70H11ZM78 66V67H77ZM77 67V68H76ZM125 67V68H124ZM195 67H198V68H195ZM8 68V69H7ZM208 68H210V70L208 69ZM217 68V67H216ZM6 69V70H5ZM191 69H193V71L191 72L190 70ZM208 69V70H207ZM121 70V71H120ZM197 70V71H196ZM212 70H213V73H212ZM218 70H219V66H218ZM2 71V72H1ZM189 71V73L187 74V72ZM204 71V72H203ZM208 71V72H207ZM210 71H211V73H210ZM116 73V74H114V75H111V73ZM202 72L204 73V74H202ZM206 72V73H205ZM79 75V77L77 76V74ZM112 73V74H113ZM119 73H121V74H119ZM207 73H208V75L209 74H214L213 76H208L207 75ZM5 74V75H4ZM185 74V75H184ZM207 76H206V75ZM112 77H111V76ZM115 75H116V77H115ZM117 75H118V77H117ZM121 75V76H120ZM124 75V76H123ZM188 75V76H187ZM77 76V77H76ZM109 76H110V79H111V81H110V79H109ZM119 76L121 77V78H119ZM206 76V77H205ZM214 76H216V77H214ZM15 77V78H14ZM113 77H115L114 78V80H113ZM124 79H123V78ZM7 79L8 78V80H10L11 79V82L9 83V81L8 80H6L5 81V79ZM17 78V79H16ZM22 78H25V80L24 79H21ZM27 78H30V79H28L27 80ZM76 78V79H75ZM81 78V79H80ZM102 78V77H101ZM214 78V79H213ZM13 79V80H12ZM19 79V80H18ZM118 81H117V80ZM129 79V78H128ZM211 79V82L209 81ZM4 80V81H3ZM19 81V82H17V81ZM59 80V81H58ZM80 80V81H79ZM85 80V81H84ZM101 80H103V81H101ZM125 80V81H124ZM215 80V81H214ZM217 80V81H216ZM12 81H13V85L11 84L12 83ZM24 82V81H26L25 82V84L24 83H21V82ZM27 81H29V82H27ZM58 81V82H57ZM62 82L61 84L63 85H61V87H60V83L59 82ZM64 81L66 82V83H64ZM72 81V82H71ZM75 81H78L79 83H81V81H83L81 84V86H79L80 84L78 83V86H77V84L76 85H74V82ZM117 81V82H116ZM119 81H121V83H122V88H121V92H120V94H119V90H116V89H114V88H116L115 86L116 85H120L121 83L119 82ZM130 81H131V79H130ZM208 81V82H207ZM215 83H213V82ZM3 82V83H2ZM8 84H7V83ZM54 82H57V83H54ZM85 82H86V85H84L85 84ZM112 82H115V83H111V85H110V83ZM120 84H119V83ZM127 82V83H126ZM210 82V83H209ZM17 83L19 84V85H17ZM28 83V84H27ZM54 83V84H53ZM69 83V84H68ZM73 83V84H72ZM89 84V86H87L88 84ZM103 83V84H102ZM105 83V84H104ZM109 83V85H110V88L108 87V85H106V84H108ZM118 83V84H117ZM126 83V84H125ZM129 83V84H128ZM207 83V87H209V88H207V87H205L206 85L205 84ZM217 83H218V85H217ZM2 84V85H1ZM4 84V85H3ZM14 84H15V89L14 88H12V87H14ZM21 84V85H20ZM23 84V85H22ZM29 84H30V86L31 87H29ZM56 84V85H55ZM59 84V86L57 87V85ZM202 84H203V86L206 88V89H204V87L202 86ZM208 84H209V86H208ZM12 85V86H11ZM68 85V86H67ZM94 85V87H95V89H93L94 87H92V86ZM96 85V86H95ZM130 85V86H129ZM198 85V86H197ZM18 86V87H17ZM22 86V87H21ZM54 86V88H56V89H54V88H52ZM56 86V87H55ZM73 86H76V87H74V90H73ZM103 86V87H102ZM104 86H105V89L107 90H102V89H104ZM107 86V87H106ZM114 86V87H113ZM127 87V86H129V87H127V89L125 88V87ZM215 89V87H218V89L215 91V92H213L214 91V89H212V87ZM4 87H6L5 89L7 90H4ZM8 87V88H7ZM21 87V88H20ZM29 87V88H28ZM63 87L65 88L64 89V91H63ZM67 87V88H66ZM80 89H79V88ZM86 87H89L88 89L86 88ZM112 87V88H111ZM13 89L15 92L13 93V92H11L10 91V89ZM18 88H19V90H18ZM24 90H23V89ZM50 88L52 89L51 91H48V90H50ZM58 88H59V90H58ZM69 88V89H68ZM72 88V89H71ZM81 88H82V90H81ZM86 88V89H85ZM99 90H98V89ZM200 88V89H199ZM211 88V89H210ZM221 88V89H220ZM36 89H38V90H36ZM68 89V90H67ZM78 89V90H77ZM91 89H92V93H91ZM198 89V90H197ZM203 90V92L202 91H200V90ZM73 90V91H72ZM77 90V91H76ZM81 90V91H80ZM88 90V91H87ZM96 90V91H95ZM110 90V91H109ZM213 90V91H212ZM223 90L225 91V92H223ZM4 91H5V93H4ZM19 91V92H18ZM29 91L31 92L32 91V93L30 94L29 93ZM39 91V92H38ZM86 91H87V93H86ZM90 91V92H89ZM104 91V92H103ZM116 91H117V93H116ZM197 91V92H196ZM211 91V92H210ZM76 92V93H75ZM80 92V93H79ZM83 92H85V94L83 93ZM108 92V93H107ZM111 92V93H110ZM125 92V93H124ZM198 92H200V93H198ZM218 92V93H217ZM34 93V94H33ZM79 93V94H78ZM118 94V95H116V94ZM207 93V92H206ZM217 93V94H216ZM30 95V97H28L29 95ZM33 94V95H32ZM39 94H41V95H43L42 97H41V95H39ZM47 94H49L48 96H46L45 97V95H47ZM75 94V95H74ZM122 94V96H120ZM124 94V95H123ZM128 94V95H127ZM215 94V98H212L213 97V95ZM27 95V96H26ZM34 95H35V97H34ZM53 95V96H52ZM54 95L56 96L55 98H54ZM74 95V96H73ZM91 95V96H90ZM94 95V96H93ZM34 97V98H32V97ZM70 97L69 99H66L67 97ZM90 96V98L91 97H93V98H88ZM124 96V97H123ZM232 96V95H231ZM95 98H96V100H95ZM106 98V99H105ZM53 99V100H52ZM91 101H90V100ZM94 99V100H93ZM107 99H109V101L107 100ZM121 99V100H120ZM107 100V101H106ZM114 100V101H113ZM92 101H94V102H92ZM96 101V102H95ZM104 101L105 102H107V103H105L104 104ZM207 101H209V102H207ZM216 101V103H213V102H215ZM89 102H91V104H89ZM109 102H110V104H109ZM114 104H113V103ZM123 103L122 105H124V106H122L120 103ZM128 104H127V103ZM46 103H48L46 106H48L51 102H49L48 100H47V102ZM66 103V104H65ZM69 103V104H68ZM92 103H95V104H92ZM97 103V104H96ZM118 103H119V105H118ZM209 103H211V107L213 106V109H211V107H208L209 106ZM247 105H250L251 106V104H252V106H254L255 105V107H256V105H258V104H255L254 102H252V103H250V102H248V101H246L245 102ZM109 104V105H108ZM113 105V107H114V111H113V107L111 108L110 107V105ZM117 106H116V105ZM127 104V105H126ZM213 104V105H212ZM67 105V106H66ZM72 105V104H71ZM70 105V106H71ZM86 105V106H87ZM95 105V106H94ZM97 105V106H96ZM115 105V106H114ZM214 105L217 107H215V109H217V110H215L214 109ZM66 106V107H65ZM119 106V107H118ZM103 107H104V109H103ZM108 107V108H107ZM110 107V108H109ZM124 107V108H123ZM205 107H207V108H205ZM30 108H31V111H30ZM69 108V107H68ZM103 110H102V109ZM106 108V109H105ZM115 108H116V110H115ZM119 108V109H118ZM121 108V109H120ZM202 108V109H203ZM67 109V108H66ZM96 111H95V110ZM109 109H112L111 111H113L114 112V114H112L111 112H110V110L108 111ZM124 109H126V110H124ZM207 109V110H206ZM29 110V111H28ZM99 111V113H98V111ZM105 110H107L106 111V113H105ZM117 110L119 111L118 113H117ZM211 110H215L214 111V114H215V112H217L216 114L218 115H214L213 116V111H211ZM33 111V112H32ZM101 111V112H100ZM104 111V113H102ZM127 112L126 113V115H125V113L124 112ZM31 112V113H30ZM121 112V113H120ZM122 112H123V114H122ZM205 112V113H206ZM33 113V114H32ZM90 113H95L94 115L96 116V119H95V116L93 115V114H91L90 115ZM99 114V116H98V114ZM120 113V114H119ZM210 113H212V114H210ZM86 114V115H85ZM89 116H88V115ZM107 114V115H106ZM111 116V118H110V116ZM93 115V116H92ZM122 115V116H121ZM208 115L209 116H212V117H208ZM82 116V117H81ZM106 116V117H105ZM108 116H109V118H108ZM206 116V117H205ZM217 116V117H216ZM78 117H80V118H78ZM91 117H93V118H91ZM100 117L104 120H102V119H100ZM205 117V118H204ZM213 117H215V118H213ZM83 118V119H82ZM93 119L92 120V122H91V119ZM98 118H99V120H100V122L99 121H97L96 122V120H98ZM107 118V119H106ZM211 118L214 120V121H216V122H214L213 120H211ZM105 119L106 120H108L107 121V124H105L106 123V121H105ZM110 119V120H109ZM207 119V121L205 122L204 120H206ZM209 119H210V121H209ZM84 121V122H83ZM102 121V122H101ZM219 121H221V119L219 120ZM82 122V123H81ZM91 122V123H90ZM220 123L221 124V126L222 127H225V126H227V128L228 129H226V130H224V128H221V126H218V123ZM79 123H80V127L78 128V125H79ZM95 123V124H94ZM102 123H104V124H102ZM212 123H214V124H212ZM216 123V124H215ZM85 124V125H84ZM89 124H90V126H89ZM91 124H93V125H91ZM96 124L98 125V126H96ZM86 126V125H88L87 127H83L84 128V130H83V128H82V126ZM106 125H107V127H106ZM109 125H110V128H109ZM211 125V126H210ZM216 126H217V128H216ZM94 127H95V129H94ZM105 127V128H104ZM220 127V128H219ZM77 128V129H76ZM80 128H82V129H80ZM86 128V129H85ZM98 128V129H97ZM99 128H101V130L102 131H100V129ZM93 129V130H92ZM104 129H106L107 131H105L106 133H102L103 132V130ZM94 131V132H92V131ZM96 130V131H95ZM84 131V132H83ZM89 131H91L90 133H89ZM108 131H110V132H108ZM217 131H219V130H217ZM97 132H100V133H98L97 134ZM86 133H88V134H86ZM90 134H91V136L92 135H96V136H92V138H89V137H91L90 136ZM230 134H232V129H231V132H230ZM87 135V136H86ZM98 135H99V137L100 138H98ZM105 135H107V136H105V137H107V143H106V145H105V140H106V138L104 137ZM103 138H102V137ZM178 136V135H177ZM97 138V139H95V142L93 143V141L94 140H92V139H94V138ZM102 138V139H101ZM101 139V140H100ZM105 139V140H104ZM108 139H109V141H108ZM97 140V141H96ZM92 141V142H91ZM104 141V142H103ZM6 142V141H5ZM3 143V142H2ZM1 143V144H2ZM90 143H92V145H94V146H92ZM103 144H104V146H103ZM92 147H91V146ZM0 146H2V148L4 149V151H2L1 149H0V152H1V154L3 153V152H5L6 151V156H5V153H3L2 155L4 156L3 157V159H2V155L0 154V170H1V168H2V164L4 165L5 164V162L4 161H8V159L9 160H13V158H15L14 160L16 161H19V159H20V157H12L13 155V152L14 153H18V152H16L17 150L14 148V149H12V146H11V148H10V145L9 144H6V143H4L3 145H0ZM4 146V147H3ZM7 146V147H6ZM19 147V149L20 150H23V153L24 154H27L28 152H29V149L28 148H24V147H27L26 145L24 146V145H18ZM21 147V148H20ZM1 148V147H0ZM8 149L9 151L7 152V150H5V149ZM91 148H92V151H91ZM26 149V150H25ZM28 149V150H27ZM107 150V151H106ZM13 151V152H12ZM106 151V152H105ZM103 154H102V153ZM7 153H8V155H7ZM10 153H12V154H10ZM106 153V154H105ZM126 152L124 151H120V153L118 154L119 156L117 157V162L114 160V167L116 166L115 164H117L118 166H116L115 168V170H117V173H116V175L117 176H121L120 174L121 173H124V171H125V169H127L126 167H128V164L130 165V163H132L133 161H131V160H134V159H136L137 157V155H132V154H130V152L128 153V151H127V153L125 154ZM16 154H14V155H16ZM29 154V153H28ZM27 154V155H28ZM120 154H121V156H120ZM125 154V155H124ZM130 155V156H128V155ZM10 155H12V156H10ZM132 155V156H131ZM12 157V159H10V157ZM16 156H19L18 154L16 155ZM127 156V157H126ZM133 156H134V158H133ZM5 157H8V158H6L5 160H4V158ZM123 157H125V159H127L126 161H124L125 159L123 158ZM17 158V159H16ZM119 158L121 159L120 161H122V162H119ZM131 159V160H129V159ZM21 159H22V157H21ZM31 158H29V160L28 161H32V159L30 160ZM107 159V158H106ZM109 160V159H108ZM3 161V162H2ZM21 161V160H20ZM28 161H26V162H28ZM34 161V160H33ZM107 161V160H106ZM106 161H102L103 163H105ZM128 161V162H127ZM113 162V161H112ZM120 164H119V163ZM124 162V163H123ZM125 162H127V163H125ZM167 162L168 163H170V162H172V159H168L167 160ZM70 163V164H69ZM68 164H67V166L65 165V167L66 168H64V169H67V167L69 166L70 167V169L68 170V171H65V173H67V172H69L70 170H71V167L72 166H74V165H76L75 164V162H74V164H72V162H69ZM122 163V164H121ZM32 164V163H31ZM120 165V166H119ZM143 166H145L144 167V169L143 170H146L147 172H148V170H151V172H148V173H152L153 172V174H155L156 173V175H158L159 174V170H152V169H150V167L152 168V164L150 163V165H149V163H148V165H147V167H146V164L144 165V164H142ZM68 167V168H69ZM75 167H78V166H74V168ZM148 167H149V169H148ZM73 168V167H72ZM79 168V167H78ZM124 170H123V169ZM148 170H147V169ZM4 169V168H3ZM22 169H24V167L22 166V167H20V174L22 175L23 174V176L24 177H22L21 179H20V181L18 182V185L21 187V186H24L25 184L27 185V180H26V178H28L29 176L27 175V174H29L28 172L26 173V171L27 170H22ZM120 169V170H119ZM122 169V170H121ZM23 171V172H22ZM158 173H157V172ZM185 171V170H184ZM184 171H180L179 172V174H180V178H184V179H186V180H193V177H192V175L190 176V174H187V172H185L184 173ZM5 171L3 170V172H1L0 171V174H3V175H0V179H3V177H1V176H5V174L7 173V172H5ZM71 172V171H70ZM69 172V173H70ZM116 172V171H115ZM126 172V171H125ZM155 172V173H154ZM27 175H25V174ZM120 173V174H119ZM148 173H146V174H148ZM181 173H183V174H181ZM68 174V173H67ZM185 174V175H184ZM20 175V176H21ZM69 175V174H68ZM140 175H142V174H140ZM186 175H187V177H186ZM182 176V177H181ZM184 176V177H183ZM186 177V178H185ZM20 178V177H19ZM24 178V179H23ZM191 178V179H190ZM90 179V178H89ZM89 179H85V181H88ZM22 180H23V182H22ZM84 180V179H83ZM84 181V183H82V185L83 184H85L86 183V185H87V187L89 186L90 187V181H88V182H85ZM108 181V180H107ZM107 181H105V182H107ZM109 182V181H108ZM89 183V184H88ZM86 185H83L84 187H86ZM86 187V188H87ZM88 190H90V188L88 189ZM76 191H77V189H76ZM83 191H85V190H83ZM75 194H76V196L74 195V196H72V198H71V200L69 201L70 203H71V201L72 202H74V203H69V202H66V204L64 205V211H63V219H62V222H61V226H60V229L62 228V236H61V238H64V237H66V236H68L67 238H65V239H61L60 240V242H62V243H60L59 242V239H55V240H52V239H41V240H43V241H41L40 239V241H38V239H35V241L33 242L32 240L33 239H26V237L24 236V235H26V230H27V228H20L19 229V232L17 231V233L15 234L16 236H18V237H16V239H15V235H14V237H13V239L15 240H13V242H12V239H10L11 241H9V239L7 240V239H0V240H3L4 242L3 243H5V249L7 248V247H10V245H11V247L12 248H7L6 250H9V251H4L5 249L4 248H2V250H0V251H3V253L4 254H2V252H0V264H35L37 261H38V263L40 264H55V262L54 261H56V263L57 264H59L60 262V259H61V257H62V259H61V263L60 264H71V263H69V261L71 262V261H75L76 259V261H75V263L76 264H91L92 263V261H94V259H96V261H94L95 263H92V264H104V262H105V264H112V262H113V264H121L122 262H120V260H119V256L121 255V261H127V262H125V264H128V262H129V260H130V258H135L136 260H137V258H140V257H143V255H144V257H145V255H146V257H150V255H152L153 253H152V251L154 252V254L156 253L158 256H168V255H173L175 252V254H178L179 253V250H180V253L178 254V255H182L183 254V256H185L188 260H187V262L188 261H190L191 263H189V264H196V263H202V264H209V262L211 263V264H215V263H221V261H222V263L221 264H224L226 261H227V259L226 258H228V256H229V259L230 258H234V257H236V259L237 260H239L240 259V255L242 254H244V253H242V252H245L246 253V251L248 250V249H253L254 247H256L257 245H259L260 244V242L261 241H263L264 242V236H263V234L262 235H260L261 234V232H260V230H262L261 229V226H260V224H258V222L256 221L255 222V220L253 219L252 220V218L250 217V215L248 214V213H245V212H242V213H244V214H242V213H239V212H241V211H235V212H233V215H234V217H235V219H234V222H233V218L234 217H231V216H233V215H230V217H231V219L229 218V215H228V217H226L227 215H225V214H222V215H220V216H216V219L214 220V221H212V222H215L216 224H218L219 222H221V221H224V222H222V224L224 225V223H225V227H231V229H233V231L231 232V233H228L226 236H225V238L224 239H222V238H219V237H212L211 235H207L206 233H203V237L205 236V235H207V236H205L204 238L202 237H199L202 233H201V231H202V229H204V227L207 225H203L204 223L202 222L201 223V221H200V224H199V221H198V219L197 218H195L196 216H198L199 215V211L198 210H193V209H189V210H187V211H190V213L189 212H187V211H185L184 212V214L182 215H180V214H178V216L177 215H173V216H171L170 217V219H169V216H165V215H163V213H162V211H158L157 210V208H156V210H157V212H156V210H155V208H154V211H155V213H157V214H155L154 216H152L151 217V215H153L154 213V211L153 210H149V211H147V208L146 207H143V205H141V204H138L137 202L135 203V201H131L130 202V200L131 199H127V198H125V200H124V206H123V208H122V206H119V208H117V206H116V208H117V215L115 216L114 214V216L112 215V214H103V219H105V223H104V220H102V219H100V217L102 216V214L101 213H99V210H97L95 207V209H96V213L97 214H99V215H97L95 212H94V210L95 209H93V212L92 213H90L91 212V209H92V205H91V202H89V208L88 207H86V205L88 204V202H86V201H84V203H85V206L84 205H81V202H83V200H86V199H82L81 198V196L77 193V192H75ZM85 193H83L82 192V195H84ZM86 195V194H85ZM75 197V198H74ZM78 198V200H77V198ZM79 197H80V199H79ZM76 200V201H75ZM82 200V201H81ZM78 201V202H77ZM129 203H128V202ZM79 202H80V204H79ZM132 202H134V204L132 203ZM87 203V204H86ZM68 204H70V205H68ZM79 204V205H78ZM136 204V205H135ZM138 204V205H137ZM73 205H74V207H73ZM79 206V208H76V206ZM81 205V206H80ZM140 205V206H139ZM69 206V207H68ZM77 206V207H78ZM88 206V205H87ZM127 206H128V208H127ZM130 206V207H129ZM135 206V207H134ZM70 207H72V208H70ZM69 208H70V210L72 211L73 209V211L71 212L70 210H69ZM121 208V209H120ZM141 209L142 210V212H141V210H138V209ZM143 208V209H142ZM78 209H79V211H78ZM145 209V210H144ZM69 210V211H68ZM87 212H86V211ZM124 210H126L127 212H125ZM129 210H130V212H129ZM133 210V211H132ZM135 210V211H134ZM78 211V212H77ZM88 211H90V212H88ZM122 211H124V212H122ZM140 211V212H139ZM153 211V212H152ZM196 213H195V212ZM64 212H65V214H64ZM77 212V213H76ZM81 214H80V213ZM83 212V213H82ZM161 212V213H160ZM186 212H187V214H186ZM71 213H74V214H71ZM79 213V214H78ZM124 215H123V214ZM150 213H151V215H150ZM91 216H90V215ZM93 214L94 215H96V218L94 219V216H93ZM100 214H101V216H100ZM134 214H136V215H134ZM142 214V215H141ZM146 214V215H145ZM149 214V215H148ZM189 214V215H188ZM191 214H193V215H191ZM239 214V215H238ZM241 214V215H240ZM81 215H83V218L81 219L80 217H82ZM86 217H85V216ZM109 215V216H108ZM130 215V216H129ZM163 215V216H162ZM186 215V216H185ZM188 215V216H187ZM223 215H225V217H223ZM248 216V217H246V216ZM72 216H74V217H72ZM79 216V217H78ZM87 216H89V217H87ZM97 216H99V217H97ZM107 216V217H106ZM112 216H113V218H112ZM136 217V218H134V217ZM143 216V217H142ZM156 216V217H155ZM162 216V217H161ZM165 216V217H164ZM181 216L183 217L184 216V218H181ZM195 216V217H194ZM222 216V217H221ZM236 216H237V218H238V221H237V219H236ZM238 216H241V217H244V218H240L239 219V217ZM79 218V220H78V222H79V224L77 223V220L75 219V218ZM137 217H139V218H137ZM151 217V218H150ZM155 217V218H154ZM174 217V218H173ZM190 217V218H189ZM192 217V218H191ZM220 217V219H218ZM88 218V219H87ZM92 218V219H91ZM98 218V219H97ZM108 218V220L106 221V219ZM117 218H119V219H117ZM121 218V219H120ZM159 218L161 219V221L163 222L164 221V224L160 221H158L159 223H157V221L155 220V219H157V220H159ZM167 220H166V219ZM172 218L174 219V223H172L173 221H172ZM178 218V219H177ZM187 218V219H186ZM223 218H226V220L225 219H223ZM227 218H229V219H227ZM72 219H74V220H76L75 222H76V225L78 224V225H80V226H78L77 225V227H78V229H79V231L80 232H77L78 230H77V227H76V225H75V223H74V221L72 222ZM112 219V221H110ZM146 219V220H145ZM164 219V220H163ZM184 219H186V220H184ZM190 221H189V220ZM194 219V220H193ZM197 219V220H196ZM217 219H218V221H217ZM241 219H243V220H241ZM81 220V221H80ZM114 220H119V222L118 221H115V223H114ZM140 221V223H145L146 225H148L149 223H153L154 224V226H156V224H163V225H165L166 223H168L167 225L169 226L170 224V229H169V227L167 226V225H165V226H167V228H165L164 226H163V228H164V232H165V234H166V231H168V229H169V233H167L166 234V236L165 235H161V233H157V232H159L158 231V229H156L155 231H154V233L156 232V235H159V236H162L163 237V239H161V240H159V241H157L158 243L160 242V241H165V243H163V244H165V245H163L162 246V243H161V247H165V248H163L162 250L161 249H159L160 247L159 246H157L158 244H156L152 239L150 240V239H147V241H146V239H132V241L130 242V238H128L127 240H129V244L128 245H126L127 244V242L128 241H126V238H127V236L128 235H131L132 233H131V231H133V229H134V227H135V225H137L136 223H138L139 221ZM144 220V221H143ZM149 220V221H148ZM166 220V221H165ZM170 220V221H169ZM178 220V222H176ZM187 220H188V222H189V224H188V222H187ZM191 220H192V222H191ZM195 220H196V223H195ZM219 220H221V221H219ZM239 220H241V221H239ZM66 221V222H65ZM70 222V224H69V222ZM91 221H93V222H91ZM121 221V222H120ZM129 221V222H128ZM151 221V222H150ZM153 221V222H152ZM172 221V222H171ZM184 221H186L187 223H185ZM228 221H231V222H228ZM252 221H254V222H252ZM99 222V223H98ZM102 222V223H101ZM109 222V223H108ZM154 222H156V223H154ZM182 222V223H181ZM218 222V223H217ZM233 222V223H232ZM65 223H67L66 225H65ZM73 223V224H72ZM92 223V224H91ZM99 225H98V224ZM107 223V224H106ZM118 223V224H117ZM178 223V224H177ZM181 223V226L179 225ZM185 223V224H184ZM190 223H192V225L190 224ZM194 223V224H193ZM198 223V226L196 225ZM231 223V224H230ZM82 224V225H81ZM96 224V225H95ZM104 224H106V225H104ZM133 224V225H132ZM182 224H184V225H182ZM214 224V223H213ZM220 224V223H219ZM218 224V225H219ZM242 224V225H241ZM72 225H74L75 227H76V229L74 230V227L72 226ZM118 225V226H117ZM119 225H121V226H119ZM123 225H125V226H123ZM172 225H173V227H172ZM186 225V226H185ZM194 225H196V227L194 226ZM199 225H200V227H199ZM204 226V227H201V226ZM227 225V226H226ZM257 225V226H256ZM71 226V227H70ZM88 228H87V227ZM101 226V227H100ZM104 226L106 227V228H104ZM180 226V227H179ZM188 226H191L190 228L188 227ZM192 226H194V228L195 229H197L198 227H199V229H197V230H195L194 231V229H193V227ZM223 226V227H224ZM240 228H239V227ZM72 229V230H70V228ZM79 227H81V228H79ZM84 227V228H83ZM95 227V228H94ZM103 227V228H102ZM119 228V229H116L115 230V228ZM129 227V228H128ZM131 227V228H130ZM255 227V228H254ZM257 227V228H256ZM124 228V229H123ZM177 228H179V229H181V230H179V231H177L178 229ZM188 228H189V230H188ZM193 230H192V229ZM23 229V230H22ZM65 229V230H64ZM102 229H103V231L104 230H106L104 233H103V231H102ZM125 230L124 232H123V230ZM165 229H167L166 231H165ZM177 229V230H176ZM240 229V230H239ZM77 230V231H76ZM82 230V231H81ZM99 230H101L102 232H99ZM259 230V231H258ZM65 231V232H64ZM69 232V234H68V232ZM73 231H76L75 232V234H74V232ZM98 231V232H97ZM118 231L121 233H118ZM183 231V232H182ZM199 231H200V234H199ZM20 232H23V233H20ZM25 232V233H24ZM63 232L64 233H66V234H63ZM128 232V233H127ZM130 232V233H129ZM182 232V233H181ZM78 233H81V234H78ZM97 233V234H96ZM112 233V234H111ZM122 233H124V234H122ZM126 233V234H125ZM174 233V234H173ZM187 233V234H186ZM72 234H74V235H72ZM109 234V237L107 236ZM116 234H118V236L116 235ZM120 234V235H119ZM169 234H172V235H169ZM192 234V235H191ZM195 234V235H194ZM199 236H198V235ZM244 234V235H243ZM259 236H258V235ZM21 235V236H20ZM65 235V236H64ZM76 235H79V236H76ZM82 235V236H81ZM84 235H85V237H84ZM115 235V236H114ZM122 235H123V237H122ZM125 235V236H124ZM127 235V236H126ZM168 235V236H167ZM176 235V236H175ZM187 235V236H186ZM246 235V236H245ZM81 236V237H80ZM121 236V237H120ZM170 236V237H169ZM172 236V237H171ZM174 236V237H173ZM178 236H180V237H178ZM190 236V237H189ZM196 236H198V237H196ZM202 236V235H201ZM245 236V237H244ZM20 237V238H19ZM71 237V238H70ZM84 237V238H83ZM117 237H119V239L117 238ZM168 237V238H167ZM178 237V238H177ZM192 237L193 238H195V239H192ZM207 237H209V238H207ZM212 237V238H211ZM18 238V239H17ZM78 238V239H77ZM79 238H82V239H80L79 240ZM105 240H104V239ZM117 238V239H116ZM123 238V239H122ZM173 238V239H172ZM189 238V239H188ZM191 238V239H190ZM211 238V239H210ZM213 238H214V240H213ZM215 238H217V239H215ZM230 238V239H229ZM245 238V240H243ZM21 239V240H20ZM181 239V240H180ZM204 239V240H203ZM256 239V240H255ZM19 240V241H18ZM30 241V243H33V244H29V241L27 242L28 243V245H27V243H25L26 241ZM47 240H48V242H47ZM50 240V241H49ZM71 240H73L72 242H71ZM81 240H82V242L83 241H85L84 242V244L86 245L87 244V242H88V244L92 247L91 249H90V246L88 245H86V246H84V250L85 251H83V249L81 248L82 247V244L83 243H81ZM107 240V241H106ZM109 240V241H108ZM142 240H143V242H142ZM156 240V239H155ZM193 240H194V245H196V246H193ZM200 240V241H199ZM217 241V242H219V244H217V242H213V241ZM244 241V243L242 242V244L241 243H239V242H241V241ZM6 241H9V243L10 244H8V242L6 243ZM22 241V242H21ZM46 241V242H45ZM65 241V242H64ZM67 241H69V242H67ZM76 241V242H75ZM104 241H105V243H106V245H105V243H104ZM124 243H123V242ZM134 241V242H133ZM137 241V242H136ZM139 241V242H138ZM144 241H146V243H144ZM149 241V242H148ZM150 241H153V244L155 243V246L152 244V242H150ZM180 241V243H182V244H177V242H179ZM181 241H183V242H185V244H183V242H181ZM202 241V242H201ZM204 241V242H203ZM14 242L16 243L15 245H14ZM18 242H19V244H18ZM41 242V243H40ZM52 242V243H51ZM57 242V243H56ZM58 242H59V244H58ZM78 242H80L81 243V247H80V243L78 244ZM91 242H92V244H91ZM142 242V243H141ZM172 242V243H171ZM173 242L177 245H174L173 244ZM188 242V243H187ZM195 242H196V244H195ZM207 242V243H206ZM221 242V243H220ZM238 242V243H237ZM245 242H246V244H248L249 245V243L250 242H252L251 244H250V246H248V245H246L245 244ZM22 243V244H21ZM23 243H25V244H23ZM45 243V244H44ZM55 243H56V245H57V247H56V245H55ZM67 243H71V244H67ZM133 243H135V244H133ZM136 243H138V245L136 244ZM139 243H140V246H139ZM149 243V244H148ZM159 243V244H160ZM187 243V244H186ZM198 243V244H197ZM213 243H215V244H213ZM233 243V244H232ZM259 243V244H258ZM13 244V245H12ZM34 244H36V245H34ZM48 244V245H47ZM75 244L77 245V246H75ZM83 244V245H84ZM96 244V245H95ZM118 244V245H117ZM147 246H146V245ZM151 244V245H150ZM206 244V245H205ZM226 244V245H225ZM236 244V245H235ZM239 244V245H238ZM256 244V245H255ZM7 245V246H6ZM9 245V246H8ZM19 245L20 246H25V248H23V246L22 247H19ZM33 245V246H32ZM37 245H39V246H37ZM64 247H63V246ZM105 245V246H104ZM132 247V245H133V248H131L130 246ZM141 245H142V248H143V250H144V252H143V250H142V248H141ZM189 245V247H187ZM191 245V246H190ZM210 245V246H209ZM243 245V246H242ZM254 245V246H253ZM13 246H15V247H13ZM29 246L30 247V249L31 250H26V249H28L27 247ZM36 246V247H35ZM58 246H60V247H58ZM71 246H72V248H71ZM75 246V247H74ZM79 246V249L77 248ZM111 246V247H110ZM129 246V247H128ZM136 246H137V249H136ZM149 246H151V248L149 247ZM167 246V247H166ZM174 246H176V248L174 247ZM182 248H181V247ZM183 246H185V247H183ZM202 246V247H201ZM237 248H236V247ZM240 246V247H239ZM31 247H33V248H31ZM107 247H109V249H107ZM144 247L146 248V249H144ZM179 247V248H178ZM218 247H220V248H218ZM242 247V248H241ZM245 249H244V248ZM251 247V248H250ZM16 248H19V249H16ZM25 249V251L24 250H21V249ZM47 248V249H46ZM58 248H61V250H58ZM69 248H71V249H69ZM131 248V249H130ZM134 248H135V250H134ZM139 248V249H138ZM175 248V249H174ZM190 248H192V249H190ZM197 248V249H196ZM215 248V249H214ZM218 248V249H217ZM236 248V249H235ZM241 248V249H240ZM11 249V250H10ZM54 249V250H53ZM62 249H63V252H65V253H63L62 252ZM65 249V250H64ZM76 249V251H74ZM121 249V250H120ZM125 249V250H124ZM151 249V250H150ZM158 250V251H156V250ZM165 249H167V251L165 250ZM176 249H177V251H176ZM194 249V250H193ZM209 249V250H208ZM222 249V250H221ZM227 249V250H226ZM13 250V251H12ZM16 252H15V251ZM48 250V251H47ZM79 250V251H78ZM81 250L83 251V252H86V250H87V253H84L83 255H82V253H81ZM92 250V251H91ZM142 250V251H141ZM146 250V251H145ZM149 250V251H148ZM168 250H170V251H168ZM175 252H174V251ZM184 250V251H183ZM232 250V251H231ZM239 250V251H238ZM17 251L19 252V253H17ZM20 251H21V253H20ZM29 251H32V252H29ZM42 251V252H41ZM59 251H61V252H59ZM67 251H68V253H67ZM69 251H71V252H69ZM97 253H95V252ZM121 251V253L123 252V254L124 255H126V257L123 255V254H121V253H118V252H120ZM135 251H137V255H136V252ZM140 253H139V252ZM181 251H182V253H181ZM188 251V252H187ZM192 251V252H191ZM237 251V252H236ZM22 252H25V253H27V254H25V253H22ZM34 252V253H33ZM75 252V253H74ZM77 252V253H76ZM90 252V253H89ZM134 252H135V254H134ZM166 254H165V253ZM173 252V253H172ZM185 252H187V254H185ZM217 252V253H216ZM227 254H226V253ZM230 252V253H229ZM7 255H6V254ZM8 253H10V255L11 256H9V254ZM14 253H17L16 255L14 254ZM29 253V254H28ZM62 253V254H61ZM139 253V254H138ZM144 253V254H143ZM148 253H150V254H148ZM160 253V254H159ZM163 253V254H162ZM192 253V254H191ZM238 253V254H237ZM13 254V255H12ZM22 254V255H21ZM33 254V255H32ZM48 254H49V256H48ZM53 254V255H52ZM63 254H65L64 256H63ZM68 254V255H67ZM74 254H76L75 256L77 257H75L74 256ZM86 254V255H85ZM91 254V255H90ZM95 254L96 255H98V256H95ZM108 254V255H107ZM110 254V255H109ZM112 254H116V255H112ZM129 254V255H128ZM143 254V255H142ZM148 254V255H147ZM153 254V255H154ZM195 254V255H194ZM196 254H198V257H197V255ZM202 255V257L203 258H201V255ZM217 254V255H216ZM224 254H226V255H224ZM234 254V255H233ZM237 254V255H236ZM5 255V256H4ZM21 255V256H20ZM25 255V256H24ZM26 255H27V257H26ZM29 255H32V256H29ZM37 256L36 257V259H34L35 257L34 256ZM44 255H45V257H44ZM60 256V258H59V256ZM70 255V256H69ZM72 255L75 257H72ZM93 255V256H92ZM129 257H128V256ZM132 255V256H131ZM152 255V256H153ZM233 255V256H232ZM236 255V256H235ZM17 256H18V258H17ZM22 256H24L23 258H22ZM40 256H42L43 258H45L46 259V261L45 260H43V258L42 257H40ZM52 256H54L53 257V259H52ZM67 256H69L70 258L68 259V257ZM80 256V257H79ZM96 258H95V257ZM102 256V257H101ZM113 256V257H112ZM115 256V257H114ZM131 256V257H130ZM194 256V257H193ZM205 256L207 257V259H205ZM218 256H219V258H218ZM220 256H221V258H220ZM224 256V257H223ZM232 256V257H231ZM2 257V258H1ZM3 257H4V260H3ZM11 257H14L13 258V260H12V258ZM88 257V258H87ZM91 257V258H90ZM99 257H101V262H100V260L98 259ZM105 258V260H104V258ZM118 257V258H117ZM128 257V260L126 259V260H123L124 258H127ZM226 257V258H225ZM5 258H8L7 260L5 259ZM20 258V259H19ZM30 258V259H29ZM38 258V259H37ZM55 258H58V259H55ZM64 258V259H63ZM65 258H67V260L65 259ZM72 258H74L73 260H71ZM84 260H83V259ZM85 258H86V260H85ZM93 258V259H92ZM110 258V259H109ZM114 258V259H113ZM197 258H198V260H197ZM212 258V259H211ZM217 258V260H216V262H215V259ZM16 259V260H15ZM22 259V260H21ZM29 259V261H27ZM48 259V260H47ZM55 259V260H54ZM82 259V260H81ZM99 261H98V260ZM107 259V260H106ZM116 259V260H115ZM192 259V260H191ZM194 259V260H193ZM208 259H210V261L208 260ZM10 260V261H9ZM17 260H18V262H17ZM33 260H34V262H33ZM54 260V261H53ZM79 260H81V261H79ZM89 260H90V263H88L89 262ZM92 260V261H91ZM104 260V261H103ZM112 260H114L115 261V263H114V261H112ZM203 260H205V262L206 263H204L203 262ZM209 261V262H207V261ZM212 260V261H211ZM219 260V261H218ZM264 258L263 259H261L260 261L261 262H263L264 263ZM27 261V262H26ZM31 261V262H30ZM40 261V262H39ZM62 261H63V263H62ZM74 261L72 262L73 264H75L74 263ZM82 261H84V262H82ZM98 261V262H97ZM194 261V262H193ZM197 261H199V262H197ZM201 261V262H200ZM80 262V263H79ZM87 262V263H86ZM103 262V263H102ZM124 262L122 263V264H124ZM229 262V263H228ZM233 262V263H232ZM236 261H227L226 263H228V264H234ZM246 262H248V263H246ZM260 262V264H263V263H261ZM135 264H139V262H134ZM133 262H131V263H129V264H134ZM225 263V264H226ZM250 262L249 261H244V264H249ZM141 264V263H140ZM236 264H238V263H236ZM243 264V263H242ZM250 264H252V263H250Z\"/></svg>","mask_w":264,"mask_h":264}]
</instances>
